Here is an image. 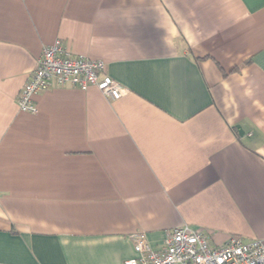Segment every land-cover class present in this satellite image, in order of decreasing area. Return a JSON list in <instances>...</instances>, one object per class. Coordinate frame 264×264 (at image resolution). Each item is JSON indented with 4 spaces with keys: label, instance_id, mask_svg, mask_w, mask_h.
Returning a JSON list of instances; mask_svg holds the SVG:
<instances>
[{
    "label": "crops",
    "instance_id": "obj_1",
    "mask_svg": "<svg viewBox=\"0 0 264 264\" xmlns=\"http://www.w3.org/2000/svg\"><path fill=\"white\" fill-rule=\"evenodd\" d=\"M56 40L128 94L21 112ZM181 225L264 245V0H0V264H123Z\"/></svg>",
    "mask_w": 264,
    "mask_h": 264
},
{
    "label": "built area",
    "instance_id": "obj_2",
    "mask_svg": "<svg viewBox=\"0 0 264 264\" xmlns=\"http://www.w3.org/2000/svg\"><path fill=\"white\" fill-rule=\"evenodd\" d=\"M105 69L104 62L71 55L61 41L56 40L42 49L19 91L16 105L21 112L35 114L34 96L51 86L83 91L93 86L112 101L125 97L128 91L110 78ZM129 238L136 257L123 264H264L261 240L244 242L238 236H230L223 245L216 246L202 232L187 225L168 231L159 248L152 247L142 231Z\"/></svg>",
    "mask_w": 264,
    "mask_h": 264
},
{
    "label": "water",
    "instance_id": "obj_3",
    "mask_svg": "<svg viewBox=\"0 0 264 264\" xmlns=\"http://www.w3.org/2000/svg\"><path fill=\"white\" fill-rule=\"evenodd\" d=\"M237 129H239V127H237ZM239 135H241L242 136V132L239 130Z\"/></svg>",
    "mask_w": 264,
    "mask_h": 264
}]
</instances>
